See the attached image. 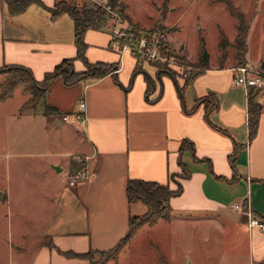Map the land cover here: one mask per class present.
Here are the masks:
<instances>
[{
  "label": "crops",
  "instance_id": "crops-1",
  "mask_svg": "<svg viewBox=\"0 0 264 264\" xmlns=\"http://www.w3.org/2000/svg\"><path fill=\"white\" fill-rule=\"evenodd\" d=\"M56 1L44 0L49 6ZM123 1L127 5L128 18L125 19L131 25L144 29L158 20L140 21L131 12L128 1ZM160 3L164 5L165 0L159 1L158 8ZM251 29L249 22L245 64L264 69V53L253 56ZM172 38L187 56L197 58L189 55L177 36ZM85 39L89 43L86 51L89 60L115 62L118 66L113 73L71 84L61 76L54 79L46 100L59 113L43 111L46 129L50 128L57 135L69 128L70 135L66 137L69 147L39 153L67 155L50 164L58 176L62 172L69 175L77 169L74 161L87 166L90 174L75 185L67 181L60 186L55 183L49 192L44 189L43 194L39 187L40 195L24 194L17 201V210L7 209L8 228L13 225L10 223L13 217L22 225L8 246L10 253L17 252V260L12 258L6 264H87L85 257L68 255L65 251L107 249L115 245L126 234L130 216L148 210L144 201L129 200L128 179L139 177L168 183L171 175L182 168L180 156L191 174L181 178L182 192L170 198L172 218L160 219L156 224H165L168 230L174 226L183 229L180 235L185 234L182 238L184 255L189 256L190 261L193 258L189 246L195 243L196 229L203 231L204 225L215 223L224 230L226 227L230 231L235 229L233 238L238 239L239 244L242 237L237 233H247L249 263L263 262L264 229L250 225L249 214L238 211L235 205L249 206L251 216L264 220V88L257 96L262 103L258 130L249 139L248 88L234 82L236 66L232 62L207 66L196 62L194 64L202 71L185 84V78L170 73L157 75L155 67L147 64L135 71V55L112 46L108 26L88 28ZM76 52L74 20L69 13L53 17L47 6L36 2L22 12L12 13L7 1L0 0V65L25 64L37 78H42L60 60L75 56ZM75 66L80 70L86 68L80 58L75 59ZM146 73L156 83L148 95ZM213 92L218 99L217 107L209 109L205 102L198 101ZM82 100L86 101V108L79 118L76 114ZM65 114L69 118H65ZM65 120L77 131L73 126L64 127ZM184 137L195 142L198 158L190 149L180 154ZM235 145L236 153L232 155ZM46 198L52 202L42 203ZM0 199L9 204L16 201L8 189H4ZM27 200L35 202L32 212L20 206ZM64 212L71 215L63 217ZM153 226L141 227L137 236H151ZM31 234L33 238L29 242L27 238ZM208 235L206 233L207 239Z\"/></svg>",
  "mask_w": 264,
  "mask_h": 264
},
{
  "label": "rangeland",
  "instance_id": "rangeland-1",
  "mask_svg": "<svg viewBox=\"0 0 264 264\" xmlns=\"http://www.w3.org/2000/svg\"><path fill=\"white\" fill-rule=\"evenodd\" d=\"M127 1L131 12L140 21L162 19L163 22L175 21L176 23L167 26L165 22L157 20L151 26L141 29L131 25L123 16L110 13L107 25L111 31L117 29L118 37L121 39L127 38V35L134 31L139 35L148 33L150 39L156 41L158 35L156 29L163 23L166 27L164 39L167 41L165 52L158 51L156 56L150 57L140 56L141 63H139L142 66L147 64L155 67L157 75L174 73L176 77L180 76L186 79L193 70L197 69L194 63L199 62L201 51L207 53L208 64H228L230 62L235 66L245 64L237 58V49L234 44L239 17L231 10L227 0H165L164 5L160 3L162 5L159 8L157 6L160 0ZM87 2L93 3L94 1L87 0ZM232 2L235 5V10L242 11L251 23L250 36L253 43V56L261 51L264 53V0H232ZM125 32L128 34L123 35ZM172 36H177L185 44L189 55H195L197 58L187 56V53ZM3 67L4 65H0V88L1 82L6 77ZM29 97L30 92L25 90L23 84H19L9 96L0 99V197L4 189H8L11 195L16 198V201H11V204L0 199L1 264L8 263L12 258L17 260V252L10 253L8 246L17 237L18 230L22 225V222L16 220L17 217H13V222L10 220L13 225L8 228V216L5 215L7 209L11 207L13 211L17 210L19 207L17 201H20L24 194L37 193L40 195L39 187L43 194L44 189L49 192L55 183L60 186L65 181L68 182V173L62 172L61 176H58V174H54L50 165L52 161L62 159L67 155H41L39 151H51L56 148L64 150L69 147L66 141V137L70 135L69 128H64L63 132L57 134L58 136L50 128L46 129L47 121L43 114V106L38 110L39 114L34 115L31 108L21 112L22 104ZM65 121L64 127L73 126L71 122ZM73 127L76 130L75 126ZM181 173L182 168L171 175L168 182L171 187H177ZM68 184L71 185L69 182ZM41 202L49 204L52 201L46 198ZM33 203L35 204L31 200L22 201L20 206L24 210L32 212V207L36 206ZM63 214V217L71 215L67 212ZM203 229L209 233V239H207L204 230L196 229L195 243L193 246H189L191 250L189 253L193 258L191 261L189 256L184 255L185 248L182 238L184 239L185 234L180 235L184 232L183 229L174 226L168 230L165 224L159 223L152 227L151 236L146 234L137 236L139 233L137 230L126 241L119 256L107 264H250L247 255V233L244 234L242 231L237 233L239 238L242 237L239 241L241 244H239L237 243L238 239L235 241L233 238L235 229L230 231L226 227L224 230L215 223L212 226L204 225ZM167 230L168 235L166 234ZM32 238L33 234L27 239L32 242ZM95 257H99V254L95 253ZM260 264H264V261Z\"/></svg>",
  "mask_w": 264,
  "mask_h": 264
},
{
  "label": "trees",
  "instance_id": "trees-1",
  "mask_svg": "<svg viewBox=\"0 0 264 264\" xmlns=\"http://www.w3.org/2000/svg\"><path fill=\"white\" fill-rule=\"evenodd\" d=\"M6 1L9 10L12 13L22 12L31 3L36 2L47 6L53 17H56L63 12H67L73 17L74 20L75 43L77 46L76 55L65 57L60 60L53 69L47 70L42 78H37L31 67L25 64H4L3 68L6 72V77L1 82L0 99L9 96L17 85L23 84L25 90L30 92V97L22 104L21 112L28 108H31L33 112H38L40 107L43 106V111L45 114L59 113V110L46 100L47 91L56 77L61 76L66 83L71 84L88 77L98 78L109 72L113 73L114 68L118 66V63L115 62H108L104 60L91 61L89 60L86 53L87 47L89 45L85 39L86 30L88 28L103 29L108 26L107 23L110 17V12L102 5L95 2L88 3L87 0H58L52 6L46 5L44 0ZM227 1L231 10L239 17L237 34L234 40V44L237 49V58L246 63L247 59L245 54L248 47L247 35L249 31V21L242 11L235 10V5L233 4L232 0ZM108 2L114 9H117L124 18H128V15L125 11L127 5L123 0H108ZM132 25L134 24L132 23ZM134 26L136 27V25ZM158 27L160 29H165L163 25H158ZM76 58L82 59L87 65V68L84 70L76 69ZM207 59V53L201 51L198 63H201L203 66H207ZM194 66L196 65L194 64ZM196 68L197 69L193 70L192 74H190L185 79V84L189 83L197 74L202 71L200 67L196 66ZM139 70H141L140 64L137 61L135 71ZM171 75L176 77L174 73H171ZM115 78L118 79L117 76H115ZM146 78L148 82L146 92L148 95L150 94V90L152 88L155 89L156 83L154 79L147 73ZM179 88L180 91H182V87ZM261 89L262 88L253 85L248 87L249 139H252L258 130L262 103L258 100L257 96ZM160 93L161 91L155 98H157ZM198 101L205 102L209 109L218 106V99L214 92L199 98ZM221 128L225 132H228L226 128ZM186 149H190L194 156L197 157L195 142L189 137H184L182 139L179 147L180 154H182ZM235 153L236 145L232 155ZM179 163L182 166V173L180 175L181 178L190 176L191 169L187 166V164H185L182 156L179 157ZM74 166H76L75 168H79L83 166V163L79 162L78 164V162L74 161ZM183 188L184 186L181 179L177 182V187L173 188L169 185V183L166 182L139 177H130L126 186L129 200L144 201L148 206V210L144 214L130 216L129 228L126 234L121 237L112 247L107 249L90 248L85 251L66 250L65 253L68 255L85 257L88 260L87 264H107L110 260L116 259L119 256V252L126 241H128L129 238H131L134 233L143 225L153 226L160 219L170 220L173 214L170 198L173 195L181 193ZM95 253H98L99 257H95Z\"/></svg>",
  "mask_w": 264,
  "mask_h": 264
},
{
  "label": "built area",
  "instance_id": "built-area-1",
  "mask_svg": "<svg viewBox=\"0 0 264 264\" xmlns=\"http://www.w3.org/2000/svg\"><path fill=\"white\" fill-rule=\"evenodd\" d=\"M95 3H98L105 7L110 13L118 14L120 17L122 16L121 13L112 7V5L108 2V0H91ZM159 30V31H158ZM132 33L130 35H127L128 33L125 32L123 35H127V38H119L118 34L119 31L115 29L114 31H111L112 33V46L116 49L123 51H130L132 54L135 55L137 61L141 63L140 56H156L157 52H165V48L167 45V41L165 38L166 30L165 29H156L157 40L152 41L150 39V35L148 33H144L142 35H139L138 33H135L134 31H131ZM153 46V48H152ZM236 72L234 75V82L236 84L244 85L245 87H249L251 85L264 88V69L261 68H255L248 64H242L235 67ZM81 109L76 114L79 118H81L82 114L81 112L86 108V101L82 100L81 103ZM65 118H69V115L65 114ZM90 172L87 166H82L77 169H75L73 172H71L67 179L68 182L71 185H75L79 183L80 181L86 179L89 176ZM235 207L240 210L244 211L249 214V224L250 225H257L264 229V220L257 216H251V209L248 207H245L243 203H236Z\"/></svg>",
  "mask_w": 264,
  "mask_h": 264
},
{
  "label": "water",
  "instance_id": "water-1",
  "mask_svg": "<svg viewBox=\"0 0 264 264\" xmlns=\"http://www.w3.org/2000/svg\"><path fill=\"white\" fill-rule=\"evenodd\" d=\"M59 168V167H58Z\"/></svg>",
  "mask_w": 264,
  "mask_h": 264
}]
</instances>
